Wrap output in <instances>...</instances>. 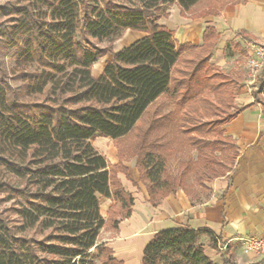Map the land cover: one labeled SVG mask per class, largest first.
<instances>
[{
    "label": "trees",
    "instance_id": "obj_1",
    "mask_svg": "<svg viewBox=\"0 0 264 264\" xmlns=\"http://www.w3.org/2000/svg\"><path fill=\"white\" fill-rule=\"evenodd\" d=\"M244 1L8 0L0 7V198L10 205L0 208V264H123L99 243L106 226L99 196L119 203L121 219L131 216L134 198L113 181L93 140L128 137L154 107L137 140L153 205L179 189L196 205L211 193L208 183L231 181L239 153L224 126L247 107L235 106L239 82L211 63L216 30L207 27L195 46L159 22L174 5L201 19ZM127 31L146 37L118 52L99 46ZM108 53L112 60L94 77ZM259 82L256 102L264 72ZM205 236L217 247L209 230L160 231L143 264H215Z\"/></svg>",
    "mask_w": 264,
    "mask_h": 264
},
{
    "label": "crops",
    "instance_id": "obj_2",
    "mask_svg": "<svg viewBox=\"0 0 264 264\" xmlns=\"http://www.w3.org/2000/svg\"><path fill=\"white\" fill-rule=\"evenodd\" d=\"M169 12L170 16L159 23L173 31L181 44L201 46L205 29L216 30L217 41L211 63L239 82L235 104L247 107L224 126L225 136L235 142L239 155L230 175L231 181L221 178L208 183L211 193L196 205L181 189L153 205L146 186L141 182L139 170L131 162H125L126 169L119 173V178L134 198L132 214L119 223L114 237L101 241L100 233L99 243L112 248L115 258L123 264H143L144 249L158 232L209 230L217 240V247L210 245L209 237H203L202 242L215 264H231L228 260L235 264L264 263V256L256 258L245 253L241 241L252 235L264 236V93L262 100L256 102L248 84L246 67L249 43L264 44V0L230 4L218 15L201 19L182 16L177 5ZM144 37L146 34L138 32L125 46ZM92 73L96 78L102 74L95 76L94 70ZM104 140L107 142L106 151H98L116 165L119 161L117 153L110 149L113 140ZM225 190L228 191L224 194ZM99 200L101 214L106 219L113 202L102 196Z\"/></svg>",
    "mask_w": 264,
    "mask_h": 264
},
{
    "label": "rangeland",
    "instance_id": "obj_3",
    "mask_svg": "<svg viewBox=\"0 0 264 264\" xmlns=\"http://www.w3.org/2000/svg\"><path fill=\"white\" fill-rule=\"evenodd\" d=\"M7 1L8 0H0V7L2 5H4V4H6ZM171 8H170V10H171ZM0 18H1V10H0ZM137 33L138 32H133V33H129L128 32L127 33L128 37L127 36L125 37V35H124L120 40L116 41L112 45H109L108 42H103V43H100L99 46L101 48H107V47L110 46V50L112 52H116L121 47L125 48L126 47L125 45H128V43L133 41V39H134L133 37ZM130 34H131V37H129ZM240 59L241 58H239V60ZM111 60H112V53H108L107 55L102 57L93 67L94 75L95 74L97 75V74H100L101 72H103L105 64L110 62ZM2 62L7 64L10 69L16 68L14 63L9 58L2 59ZM14 83L18 84V82H14ZM259 83H257L258 89H259V86H260ZM235 106H237V105L235 104ZM156 112H157V107H154L152 109L151 113L146 115V116H144V118L138 124L137 128L135 129V131L132 132L128 137H125V138L119 139V140H113V145H112L113 147L111 146V143H110V147H111L110 149L117 153V157H118V160H119L116 165H113L106 158L108 160V163H109L110 171H111V174H112V179H113L114 182L119 181L124 189H125V187L121 183V180L119 178V173H122V172L124 173V171L126 169V167L124 165L125 162H131L139 170V168L137 166V160H138V156H137L138 153L137 152L139 150V146H137V140H138L139 136H144L145 135L146 131L148 130V128H149V126L151 124V121L155 117ZM104 139H106V138L105 137H97L96 139L93 140V145L95 146V148L97 150L101 149L103 151H106L105 147L107 146L106 145L107 142ZM193 155H195V153H193ZM170 167H171V169L174 172H176L178 170V165L176 163H174V162H172V164H170ZM140 177H141V174H140ZM125 191H126V189H125ZM127 193H129V192H127ZM205 196L206 195L204 193L203 197H205ZM110 199L113 202V206L111 207V209H110V211L108 213V216L105 219L106 220V226L104 227L103 231L101 232V236H100V240L101 241L102 240H108V239L114 237L115 233H116V231L118 229L119 223L123 220V219H121V212H120L121 211V207H120L119 203H117L112 198H110ZM8 206H10V205L7 204V203H4V201L0 198V208L3 209V208L8 207ZM115 219L119 220V223L116 226V228L113 225V222H114ZM253 256H255L256 258L260 257V256H257V255H253ZM261 256H264V254L261 255ZM261 264H264V263H261Z\"/></svg>",
    "mask_w": 264,
    "mask_h": 264
},
{
    "label": "built area",
    "instance_id": "obj_4",
    "mask_svg": "<svg viewBox=\"0 0 264 264\" xmlns=\"http://www.w3.org/2000/svg\"><path fill=\"white\" fill-rule=\"evenodd\" d=\"M250 53L246 60L249 87L257 91L261 75L264 72V44L249 43ZM245 253L261 256L264 254V236L252 235L241 239Z\"/></svg>",
    "mask_w": 264,
    "mask_h": 264
}]
</instances>
